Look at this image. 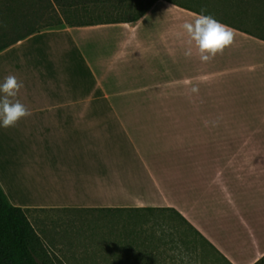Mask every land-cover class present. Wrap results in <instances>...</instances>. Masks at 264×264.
<instances>
[{"label":"crops","instance_id":"obj_1","mask_svg":"<svg viewBox=\"0 0 264 264\" xmlns=\"http://www.w3.org/2000/svg\"><path fill=\"white\" fill-rule=\"evenodd\" d=\"M201 6L155 0L137 22L47 26L0 52L31 112L0 128L15 207L173 210L230 264L264 258V12ZM200 12L233 32L209 61L182 28Z\"/></svg>","mask_w":264,"mask_h":264},{"label":"rangeland","instance_id":"obj_2","mask_svg":"<svg viewBox=\"0 0 264 264\" xmlns=\"http://www.w3.org/2000/svg\"><path fill=\"white\" fill-rule=\"evenodd\" d=\"M154 1L140 0L145 7ZM178 1L201 8L209 2ZM257 3L264 12V0ZM94 14L79 11L81 20H94ZM58 20L54 16L37 21L33 28ZM28 217L38 238L36 256L43 264H194L196 253L186 250L192 242L206 264H215V253L200 246L190 227L171 210H35Z\"/></svg>","mask_w":264,"mask_h":264},{"label":"trees","instance_id":"obj_3","mask_svg":"<svg viewBox=\"0 0 264 264\" xmlns=\"http://www.w3.org/2000/svg\"><path fill=\"white\" fill-rule=\"evenodd\" d=\"M152 4L145 7L140 0H0V52L47 26L134 23L148 12ZM79 11H85L89 16L94 12L96 18L90 21L81 20ZM54 16L59 18L56 24L33 28L37 21ZM29 28L31 29L28 31ZM156 210L167 211V209ZM31 211L15 207L0 184V264H43L39 262L35 252L38 238L28 217ZM105 211H125V209ZM175 213L190 227L197 240L201 242L200 246L202 244L215 253V264H230L183 216ZM191 244L193 246L186 244V250L188 254L196 253V259L192 260L194 264H206V258L197 253V243ZM257 264H264V258Z\"/></svg>","mask_w":264,"mask_h":264},{"label":"clouds","instance_id":"obj_4","mask_svg":"<svg viewBox=\"0 0 264 264\" xmlns=\"http://www.w3.org/2000/svg\"><path fill=\"white\" fill-rule=\"evenodd\" d=\"M182 28L189 44H194L202 61L211 60L233 42L231 28L204 12L183 23ZM185 55H192L191 47L186 50ZM21 87L22 83L15 75L10 74L0 79V128L13 127L22 118L31 115L27 106L18 99Z\"/></svg>","mask_w":264,"mask_h":264}]
</instances>
